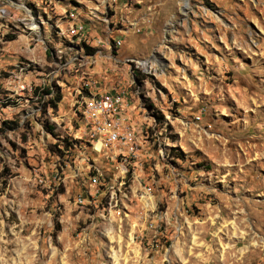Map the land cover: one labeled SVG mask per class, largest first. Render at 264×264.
I'll return each mask as SVG.
<instances>
[{
    "label": "rangeland",
    "instance_id": "374dc122",
    "mask_svg": "<svg viewBox=\"0 0 264 264\" xmlns=\"http://www.w3.org/2000/svg\"><path fill=\"white\" fill-rule=\"evenodd\" d=\"M84 84L128 91L136 159ZM0 264H264V0H0Z\"/></svg>",
    "mask_w": 264,
    "mask_h": 264
},
{
    "label": "built area",
    "instance_id": "2783aa9c",
    "mask_svg": "<svg viewBox=\"0 0 264 264\" xmlns=\"http://www.w3.org/2000/svg\"><path fill=\"white\" fill-rule=\"evenodd\" d=\"M83 29L82 25L75 24L72 26V33L79 34ZM109 41L111 40L107 39L106 44L110 46ZM112 44L119 47L121 41L114 39ZM73 100L74 115L81 119L84 133L88 136L87 141L92 143L95 152L116 158L115 160L121 161L122 164L129 163L130 159L134 160L139 156L140 150L144 147L142 141L138 139L143 128L131 119L130 114L133 113L130 112L131 105L126 89L113 86L110 90L99 92L89 84H84L74 94ZM144 142H147L146 139ZM125 183L126 180H120L121 186ZM119 190L121 191V188ZM110 192L113 193L110 195ZM84 201L80 196L78 202ZM119 204L117 192L109 191L103 206L105 212L115 211Z\"/></svg>",
    "mask_w": 264,
    "mask_h": 264
},
{
    "label": "trees",
    "instance_id": "16d2710c",
    "mask_svg": "<svg viewBox=\"0 0 264 264\" xmlns=\"http://www.w3.org/2000/svg\"><path fill=\"white\" fill-rule=\"evenodd\" d=\"M47 93H51L50 90H48ZM61 98H62L61 93L58 92L57 95H56V98H55L53 101H51V103H52V104H51L52 108L57 109V107H58V106H57V103L61 100ZM65 142H66V144H67L68 146L71 145L69 141L65 140Z\"/></svg>",
    "mask_w": 264,
    "mask_h": 264
},
{
    "label": "bare ground",
    "instance_id": "6f19581e",
    "mask_svg": "<svg viewBox=\"0 0 264 264\" xmlns=\"http://www.w3.org/2000/svg\"><path fill=\"white\" fill-rule=\"evenodd\" d=\"M142 62V64H143V66H146V67H149V64H148V61L146 60H144V61H141Z\"/></svg>",
    "mask_w": 264,
    "mask_h": 264
}]
</instances>
